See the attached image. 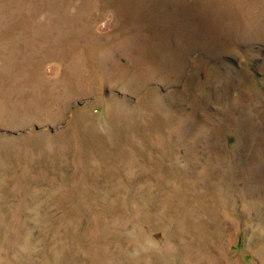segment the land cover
<instances>
[{
    "label": "rangeland",
    "instance_id": "rangeland-1",
    "mask_svg": "<svg viewBox=\"0 0 264 264\" xmlns=\"http://www.w3.org/2000/svg\"><path fill=\"white\" fill-rule=\"evenodd\" d=\"M0 264H264V0H0Z\"/></svg>",
    "mask_w": 264,
    "mask_h": 264
}]
</instances>
